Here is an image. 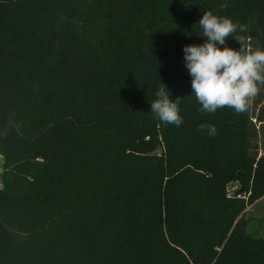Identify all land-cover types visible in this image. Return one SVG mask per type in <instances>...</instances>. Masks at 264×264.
Segmentation results:
<instances>
[{
	"label": "trees",
	"instance_id": "1",
	"mask_svg": "<svg viewBox=\"0 0 264 264\" xmlns=\"http://www.w3.org/2000/svg\"><path fill=\"white\" fill-rule=\"evenodd\" d=\"M205 11L264 50V0H0V264H264V120L199 111ZM163 83L179 127L150 111Z\"/></svg>",
	"mask_w": 264,
	"mask_h": 264
},
{
	"label": "clouds",
	"instance_id": "2",
	"mask_svg": "<svg viewBox=\"0 0 264 264\" xmlns=\"http://www.w3.org/2000/svg\"><path fill=\"white\" fill-rule=\"evenodd\" d=\"M226 9V4L220 5ZM202 29L205 43L188 45L183 49L185 66L189 71L191 87L196 101L201 106L199 111L206 114L218 109L231 108L237 113L245 112L253 99L264 87V50H253L245 35L247 26L233 22L229 17L214 15L205 11L197 23ZM232 37L239 44V50L225 45ZM150 111L163 124L179 127L183 123L180 115V97L173 99L165 84L155 93ZM207 130L210 136L216 135L212 124L202 123L197 131Z\"/></svg>",
	"mask_w": 264,
	"mask_h": 264
},
{
	"label": "rangeland",
	"instance_id": "3",
	"mask_svg": "<svg viewBox=\"0 0 264 264\" xmlns=\"http://www.w3.org/2000/svg\"><path fill=\"white\" fill-rule=\"evenodd\" d=\"M257 107L255 111L264 120V88L254 98ZM264 134V132L262 133ZM1 171V170H0ZM235 186L231 185L229 191H235ZM246 223V233L256 238H264V198L257 202L253 207L247 209L244 219Z\"/></svg>",
	"mask_w": 264,
	"mask_h": 264
}]
</instances>
